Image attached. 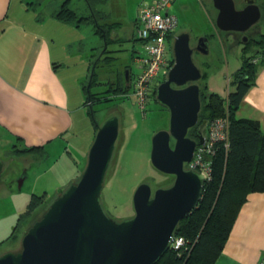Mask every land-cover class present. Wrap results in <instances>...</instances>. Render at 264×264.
<instances>
[{
	"label": "water",
	"instance_id": "obj_1",
	"mask_svg": "<svg viewBox=\"0 0 264 264\" xmlns=\"http://www.w3.org/2000/svg\"><path fill=\"white\" fill-rule=\"evenodd\" d=\"M211 1L219 31L243 33L261 18L253 0L240 9L233 0ZM171 47L173 64L155 91L169 114L168 127L153 134L149 159L158 171L174 176L172 184L151 193L142 182L132 195V217L114 220L105 214L100 197L119 133L118 117L112 115L97 125L78 177L58 189L40 218L22 232L19 251L0 254V264H155L170 247L179 221L198 205L205 181L184 163L204 142L205 120L196 129L197 139L187 132L196 126L201 108L197 82L202 72L193 53L207 55L209 39L199 36L191 47L189 33L181 32ZM3 168L0 160V176Z\"/></svg>",
	"mask_w": 264,
	"mask_h": 264
},
{
	"label": "rangeland",
	"instance_id": "obj_2",
	"mask_svg": "<svg viewBox=\"0 0 264 264\" xmlns=\"http://www.w3.org/2000/svg\"><path fill=\"white\" fill-rule=\"evenodd\" d=\"M63 1L15 0L12 3V12L9 19L15 22L13 29L15 30L18 22L19 24H25L29 32L38 31L44 33L48 39L54 38L49 41L53 57L56 56L61 61L69 63V68L60 71L58 75L70 95V109L73 111L71 115L73 127L70 136L75 146L68 147L71 157L65 154V159L68 160L67 164L64 157L60 158L58 154L42 160L34 153L20 156L13 155L12 162H8L5 156L8 152L7 146H1L2 144H0V155L5 157L7 162L4 163L6 166L8 165L7 169H3L4 171L0 176V254L5 251H19L22 232L29 227L30 222L19 224L15 231L16 238L11 237L9 239L8 237L17 224L18 215L24 212L32 194L43 195V202L37 208L35 215L31 217L32 220L40 218L46 206L56 197L58 189L63 188L60 183H63V177L67 173H62L69 167L72 173H78L80 169H83L86 163V151L93 139H91L92 125L88 121L85 109H79L76 105L80 102L78 94L81 88L80 84L85 77L89 62L93 60L96 62V58L102 54L104 40L94 32L93 24L81 22L77 33L79 41L74 42L71 35L60 28V25H64V22L58 21L53 16L54 11L58 9ZM183 2L185 5L183 9H179V0L172 2V8L170 9V12H174L178 18V27L174 34L188 32L191 47L195 46L199 36H208L209 53L202 55L194 52L193 60L202 72L204 70L207 72L208 89L224 97L232 89L229 79L240 66L241 50L243 46L247 45L237 39L235 34L239 33L220 32L216 28L217 10L213 7L211 0H183ZM256 3H261V0L259 2L256 0ZM235 5L238 7L241 6V3L236 1ZM262 5H264V2ZM14 6L16 7L14 8ZM69 7L77 13H88L85 0H70ZM130 11L129 15L132 14V17H134L136 14L135 2L131 4ZM132 17L119 19L122 23V29L112 33V36L110 35L112 40L110 41H114L117 37L124 36L128 38L130 36L133 29ZM257 28L264 34V15L261 17L258 26L250 28L247 34L250 33L253 37L258 38L256 32H254L256 34L251 33L252 30H257ZM117 32L121 34L115 35ZM112 43L109 44L108 48H114L115 45ZM122 46L120 53L110 52L111 55L116 57L115 62L109 61L113 64H106V66L97 69V72H101V74L99 73V81H106L107 78L112 80L116 71L121 73L122 70L124 71V66L134 64L132 57L134 52L142 51L141 44L133 39L125 40ZM64 54H70L71 56L68 57ZM201 82H198V84ZM97 86L98 91L105 89L102 84ZM106 89L116 96L115 98L122 94L118 92L116 86H107ZM136 101V97L133 93H130L129 99L118 103V105H113L112 102L107 105L95 104L100 107L105 105L95 115L97 122L102 123L112 115H116L119 120L118 138L100 197L103 211L114 220H122L133 216L132 195L140 183H148L152 193L157 188L171 185L174 180L173 175L164 174L154 168L149 159L151 138L157 130L167 129L168 112L155 100L154 96L148 98L147 106L144 105L140 108L141 110L145 109V111L139 110ZM201 128L203 129V137H205L208 133V123H205ZM192 134L197 139L194 130H192ZM52 161L56 164L52 172L61 173L60 182L54 181L49 183L47 188H43L44 174H46L49 165H52ZM20 180H22V183H20ZM64 181H66L65 183L71 182V180ZM175 237L179 236L175 235ZM174 242L173 240L172 243Z\"/></svg>",
	"mask_w": 264,
	"mask_h": 264
},
{
	"label": "trees",
	"instance_id": "obj_3",
	"mask_svg": "<svg viewBox=\"0 0 264 264\" xmlns=\"http://www.w3.org/2000/svg\"><path fill=\"white\" fill-rule=\"evenodd\" d=\"M85 1L87 9L89 8L88 13H77L69 7L70 0H64L54 11L53 16L58 21L74 28H78L81 22L96 21L97 23L99 14L96 4L104 2V0ZM139 11L140 7L135 20H133V29L128 38L123 36L110 41L112 40L110 35L113 26L98 23L95 25V32L104 40L103 52L96 58V62L94 60L89 62L85 77L80 84L85 114L92 125L91 139L99 124L95 118L96 113L111 102L113 105H118V103L129 99L130 93L137 88V81L151 64L152 59L144 47L149 40L153 39L154 34L150 32L147 38L139 37L138 32L143 28L139 19ZM2 30L3 25L0 22V32ZM164 35L166 45L163 56L164 67H160L153 79L146 83L147 92L144 101L141 102L142 105L134 95L140 111H145L140 108L144 105L147 106L150 96L155 97L157 84L164 81L167 69L173 64L169 44L174 34ZM128 39H133L141 44L142 51L132 54L134 64L124 66V71L122 70L121 73L116 71L112 80L107 78L106 81H99L101 72H97V69L112 63L109 62L110 60L115 62L116 57L110 52L120 53L123 48L122 44ZM111 43L116 46H114L115 49L108 48ZM243 44L247 46L242 47L241 64L229 79L232 89L227 92L226 96L222 97L218 93L210 91L206 80L207 72L201 71L202 78L199 80V82L202 81L199 83L201 108L196 126L204 120L210 122L218 118L222 119L225 138L216 144L215 154L210 163V179L204 183L201 189L198 205L184 216L176 227L175 235L184 238L185 246L177 251L168 248L155 264H213L226 243L247 195L252 192H264V130L257 119L237 114L245 94L255 84L259 69L264 66V34L259 39L248 38ZM125 71L128 72V82L125 80ZM99 84H102L105 89L98 91L96 88ZM111 85L118 87V92L122 93L121 96L115 98L116 96L106 89ZM95 104L105 105L100 107ZM13 141L7 143V141L0 140L1 146L7 145L8 152H6L10 156L34 153L39 159L46 157L43 145L25 147L20 143L21 138L19 137H15ZM80 171L77 173V177ZM42 197L43 195L32 194L24 212L18 215L17 224L8 237L9 239L16 238L15 231L19 224L30 222L31 225L35 221L31 217L35 215L37 208L43 202Z\"/></svg>",
	"mask_w": 264,
	"mask_h": 264
},
{
	"label": "crops",
	"instance_id": "obj_4",
	"mask_svg": "<svg viewBox=\"0 0 264 264\" xmlns=\"http://www.w3.org/2000/svg\"><path fill=\"white\" fill-rule=\"evenodd\" d=\"M14 1L0 0V22L3 25L0 32V140L12 143L15 137H19L22 146L43 145L45 158L56 154L64 159L65 154L71 157L68 147L75 146L70 136L73 111L70 109V95L58 75L60 71L69 68V63L53 57L49 41L54 38L48 39L44 33L38 31L29 32L25 24L18 22L15 30L13 29L15 22L9 16ZM152 1L154 0H104L96 4L99 14L97 23L110 27L112 25V35L122 29L119 19L132 17L129 12L133 2L136 4V14L132 17L135 20L140 4ZM233 1L241 3V6L235 5L237 9L247 4L245 0ZM179 3V9H183V0H179ZM172 4L168 9L169 13ZM171 14L175 15L174 12ZM260 20L251 28L258 26ZM87 23L94 25L95 32L96 21ZM60 28L71 35L74 42L79 41L78 28L66 23L60 25ZM256 33L258 39L263 35L260 29ZM117 34L121 33L117 32L115 35ZM78 94L80 102L76 106L84 110L81 88ZM237 114L257 119L264 130V66L259 69L255 84L245 94ZM65 162L68 164V160L65 159ZM51 163L44 174L43 188H47L54 181L60 182L61 173L52 172L56 164L53 161ZM62 174L66 175L60 186L66 187L69 183L64 180L74 181L77 173H72L69 167ZM263 257L264 192H252L241 206L226 243L213 264H258Z\"/></svg>",
	"mask_w": 264,
	"mask_h": 264
},
{
	"label": "built area",
	"instance_id": "obj_5",
	"mask_svg": "<svg viewBox=\"0 0 264 264\" xmlns=\"http://www.w3.org/2000/svg\"><path fill=\"white\" fill-rule=\"evenodd\" d=\"M172 2L174 0H154L152 2H142L140 6L139 19L143 28L138 32L139 37L147 38L150 32L154 34L153 39L149 40L144 47L152 59L151 64L145 74L137 81V88L135 90V95L140 103L146 97V83L153 79L160 67H164L163 56L166 48L164 34L173 33L178 26L177 17L168 12ZM207 132L204 142L196 146L193 159L187 165L190 170L204 173L205 180L210 179V163L212 156L215 154L216 144L225 138L222 119L218 118L210 121ZM173 240L175 241L174 243H172ZM173 240L170 242V249L177 251L185 246L183 237L174 236ZM258 264H264V258Z\"/></svg>",
	"mask_w": 264,
	"mask_h": 264
},
{
	"label": "flooded vegetation",
	"instance_id": "obj_6",
	"mask_svg": "<svg viewBox=\"0 0 264 264\" xmlns=\"http://www.w3.org/2000/svg\"><path fill=\"white\" fill-rule=\"evenodd\" d=\"M255 3H256V0H255ZM256 4L258 5V7H259V9H260L261 16H263V15H264V5H262L263 2H261V3H256ZM255 28H256V26H255ZM257 29H259V28H257ZM254 32H256V30H252V31H251V33H254ZM230 33H231V32H230ZM235 33H238V32H235ZM254 34H255V33H254ZM216 35H217V34H216ZM235 35H237V39H238L240 42L243 41V37H244V35H247L248 38H252L253 40L255 39V37H253L250 33L247 34V31L244 32V33H239V34H235ZM197 84H198V82H197ZM165 109H166V108H165ZM166 110H167V109H166ZM197 127H199V125H198V126H195V127H193V128H191V129H189L188 132H187V136L190 137V138H195V137L193 136L191 130H194V134H196V128H197ZM201 127H202V126H201ZM201 131H203L202 128H201ZM199 144H200V143H199ZM5 156H6L7 160H8V162H12L13 156H10V155H8V154H6ZM0 160H3L5 163L7 162L6 159H5V157L2 156V155H0ZM7 167H8V165H7ZM18 179H19V178H18Z\"/></svg>",
	"mask_w": 264,
	"mask_h": 264
},
{
	"label": "bare ground",
	"instance_id": "obj_7",
	"mask_svg": "<svg viewBox=\"0 0 264 264\" xmlns=\"http://www.w3.org/2000/svg\"><path fill=\"white\" fill-rule=\"evenodd\" d=\"M212 2V1H211ZM176 30V29H175ZM175 32V31H174ZM174 32H173V34H174ZM207 36V35H206ZM174 37H175V34L173 35V37H172V39H171V42H170V47H171V45H172V43H173V40H174ZM208 37V36H207ZM210 45V44H209ZM171 51V50H170ZM169 70V69H168ZM168 70L166 71V74H167V72H168ZM127 72V71H126ZM166 74H165V77H166ZM127 76H128V73H127ZM126 80V79H125ZM199 82V81H198ZM199 85V84H198ZM133 93V95H135V91L134 92H132ZM155 100H156V98H155ZM140 103V102H139ZM168 117H169V114H168ZM205 123L207 124V123H209L208 121H205ZM100 124V123H99ZM7 146V145H6ZM197 146V145H196ZM196 148V147H195ZM194 152H195V149H194ZM194 152H193V155H194ZM193 159V156H192V158H191V160ZM190 160V161H191ZM1 161H3V160H1ZM189 161V162H190ZM4 162V161H3ZM189 162H185L184 163V167L186 168V169H188V167H187V165L189 164ZM7 166L5 165V163H4V170H5V168H6ZM3 170V171H4ZM3 171H2V173H3ZM193 171H195V170H193ZM196 172H198V173H201L203 176H204V173H202L201 171H196ZM2 173H1V175H2ZM207 180H205L204 182H203V185H204V183L206 182ZM264 258V257H263ZM263 258H261V259H263ZM260 259V260H261ZM259 263V262H258Z\"/></svg>",
	"mask_w": 264,
	"mask_h": 264
}]
</instances>
